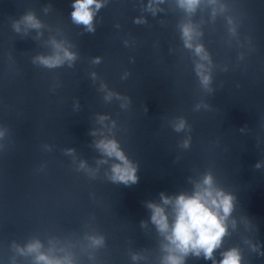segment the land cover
<instances>
[{
    "label": "clouds",
    "instance_id": "1",
    "mask_svg": "<svg viewBox=\"0 0 264 264\" xmlns=\"http://www.w3.org/2000/svg\"><path fill=\"white\" fill-rule=\"evenodd\" d=\"M109 0H70L69 19L76 27L82 29L83 34L94 35L97 31L98 17L101 9L105 8ZM168 0H142L143 13L157 16L165 13L163 5ZM175 8L178 9L184 19L177 22L179 39L183 47L187 49L193 60V73L201 88L212 94L215 92L213 85V71L216 67L211 52L203 42L204 32L201 25L197 24L193 17L202 9L208 10L209 21L215 22L218 16H224L231 37H238V26L231 16H227L228 5L226 0H174ZM53 10L51 3L43 5L42 11L45 15ZM148 15L141 14L133 17V23L145 25L148 23ZM45 24L34 11H26L18 18L11 20V29L21 38L29 37L33 31V40L39 41L44 36ZM119 27V25H117ZM48 49L31 58V63L38 67L49 70L69 68L75 66L79 59V52L74 50V45L66 38L57 35L49 36L43 42ZM125 46L127 42L125 41ZM243 59V54L239 55ZM93 64L102 63V57H92ZM222 70L227 71L225 66ZM130 73L125 72L121 79H127ZM89 78L97 80V73H89ZM98 91L103 93L102 99L106 104L114 100L118 102L121 110H127L132 104L130 96L121 94L101 83ZM162 107V105H161ZM201 107L208 109L207 104L197 103L194 110L199 111ZM79 99L73 102V111H80ZM95 125L89 134L93 137L91 147L98 153L99 158L95 160V167L89 165L87 160H78V171L86 172L95 179L100 167L107 165L105 170L106 179L117 185L131 187L139 182L140 165L132 160L124 150L121 142L115 135L117 122L108 113H94ZM170 127L175 133H186L180 147L187 150L191 147V125L183 116L175 117L170 121ZM245 128L240 130L243 132ZM7 129L0 127V151L5 148L4 140ZM51 150L48 145L44 146ZM64 154L71 156L73 162L77 163L76 149H64ZM255 169L264 170V159H259L254 165ZM190 190H180L174 194L161 191L158 200H145L144 207L149 211V220H141L142 229H147L149 223L155 228L158 237V248L160 256L158 264H187L189 257L203 258L211 261V264H250L245 256L244 248L237 244L225 246V241L232 233L237 232L239 224L243 222L248 230H252V218L243 215L238 220L237 195L224 188L217 180L211 170L205 171L198 177H189ZM258 232V228L256 227ZM81 251L94 262V252L105 246V237L99 233H85ZM250 252L264 257L261 251V243L253 238H245L242 241ZM76 245L67 244L58 238H49L47 243L34 237L20 244L13 240L10 248L13 252L9 264H18L17 257L29 260V264H78L76 253L73 251ZM219 254V259L217 258ZM132 264H140L146 257L140 252L133 251L130 254Z\"/></svg>",
    "mask_w": 264,
    "mask_h": 264
}]
</instances>
